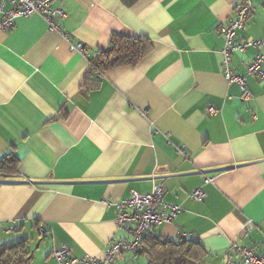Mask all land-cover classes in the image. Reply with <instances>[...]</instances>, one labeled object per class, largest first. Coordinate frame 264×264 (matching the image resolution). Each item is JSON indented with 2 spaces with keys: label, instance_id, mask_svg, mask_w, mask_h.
<instances>
[{
  "label": "crops",
  "instance_id": "0c3cea01",
  "mask_svg": "<svg viewBox=\"0 0 264 264\" xmlns=\"http://www.w3.org/2000/svg\"><path fill=\"white\" fill-rule=\"evenodd\" d=\"M240 1L56 0L62 34L38 14L0 30V160H17L0 174V246L26 240L29 264H56L62 245L102 259L129 237L115 203L159 184L180 210L152 232L201 242L199 264H245L233 245L264 256V78L242 88L220 72L218 28ZM248 1L237 38L264 39V0ZM112 33L152 48L134 67L90 74L88 54ZM253 55L234 53L233 72ZM196 188L202 200L190 196Z\"/></svg>",
  "mask_w": 264,
  "mask_h": 264
},
{
  "label": "built area",
  "instance_id": "2783aa9c",
  "mask_svg": "<svg viewBox=\"0 0 264 264\" xmlns=\"http://www.w3.org/2000/svg\"><path fill=\"white\" fill-rule=\"evenodd\" d=\"M53 1L0 0V30L11 28L16 18L38 14L45 20L50 30L62 34L63 32L54 17H64L65 14L61 7L52 5ZM253 10L250 1H240L234 8L233 16L218 28L224 42L221 50L223 58L220 72L227 82H234L242 88H245L249 76L264 78V39L245 41L237 38L238 32L244 28ZM247 48H252L254 55L245 65L244 72L237 74L231 67V56L234 53H241ZM75 49L81 53L85 52L81 44H77ZM88 57L90 58L89 54ZM245 95H249L247 91ZM210 111L214 112V110ZM208 180L205 178V182ZM190 196L195 200H202L205 193L201 188H196ZM115 205L117 209L115 223L119 228H125L129 232V237L114 239L102 259L92 256L74 257L70 254V249L66 245H62L51 252L56 259V264H106L113 262L122 253L134 254L140 248L142 238L147 232L163 223L170 222L180 210L178 205L163 200V188L159 184H154L152 189L145 193L131 190L129 196L117 201ZM6 230L12 232L15 231V227L10 225ZM233 249L245 264H264V256L256 252L254 248L233 245Z\"/></svg>",
  "mask_w": 264,
  "mask_h": 264
},
{
  "label": "trees",
  "instance_id": "16d2710c",
  "mask_svg": "<svg viewBox=\"0 0 264 264\" xmlns=\"http://www.w3.org/2000/svg\"><path fill=\"white\" fill-rule=\"evenodd\" d=\"M151 48L152 44L146 38L112 33L107 46L96 49L95 55L89 58L90 74L104 72L116 66L134 67ZM16 161L11 153L0 160V174L14 171ZM14 227L16 231L17 227ZM206 252L199 241L184 236L170 239L152 231L143 236L141 246L136 251L145 256L146 264H199ZM31 258L26 240L0 246V264H29Z\"/></svg>",
  "mask_w": 264,
  "mask_h": 264
}]
</instances>
